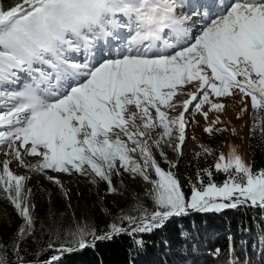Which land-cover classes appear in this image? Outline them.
Instances as JSON below:
<instances>
[{
  "label": "snow or ice",
  "instance_id": "6c2138e0",
  "mask_svg": "<svg viewBox=\"0 0 264 264\" xmlns=\"http://www.w3.org/2000/svg\"><path fill=\"white\" fill-rule=\"evenodd\" d=\"M121 28L129 31L126 43L115 51L102 46ZM165 30L179 38L176 44L166 39ZM82 51L83 61H69V52ZM20 72L31 82L9 89ZM193 82L196 92L188 93L184 110L169 118L162 108L175 109L170 101ZM232 89L250 97L252 131L264 135V0H18L7 8L0 3V147L8 149L3 155L21 165L24 155L39 157L29 165L37 172L84 175L87 166L108 182L109 191H114L111 178L120 169L152 185L146 195L154 210L141 207L139 217H120L130 231L122 223L111 224L97 236L87 226L78 227L67 246L56 249L60 254L92 246L87 236L95 241L152 232L189 210L219 212L242 204L264 208V169L254 172L234 149L213 166L227 176L222 185L212 182L211 169H203L197 173L200 187L190 182L191 196L186 197L176 175L161 169L147 140L141 139L159 127L162 132L153 141L159 148L175 131V149L181 150L186 113L193 106L202 112L205 104L220 111L224 106L210 96H228ZM204 131L211 134L212 128ZM10 163L0 161V191L24 221L14 245L23 264L20 241L30 234L33 217L24 194L26 177L14 174ZM203 175L209 178L207 185ZM135 244L142 248L144 241ZM59 259L53 256L48 264ZM0 264H7L6 256L0 255Z\"/></svg>",
  "mask_w": 264,
  "mask_h": 264
},
{
  "label": "trees",
  "instance_id": "16d2710c",
  "mask_svg": "<svg viewBox=\"0 0 264 264\" xmlns=\"http://www.w3.org/2000/svg\"><path fill=\"white\" fill-rule=\"evenodd\" d=\"M16 2L18 0H0L5 8ZM252 126L253 110L247 126L246 148L250 166L255 172L264 169V135L259 130L253 132ZM172 139H176L174 133ZM157 161L165 166L162 160ZM213 166L212 159L209 165L193 159L178 163L175 175L186 197L192 191L190 182L192 184V178L200 168L211 169L212 181L223 183L227 176L216 172ZM44 172L39 174L43 176ZM63 174L82 176L75 171ZM97 179L103 188L109 190L108 182ZM111 179L113 189L124 186L118 175ZM44 182H47L45 178ZM203 182H209L207 175H203ZM194 185L200 187L198 181ZM55 193L58 197L53 200L50 196ZM28 203L33 225L30 234L20 241L19 257L23 258V264H48L53 256H60L55 264H264V208L261 207L242 204L219 212L189 210L187 215L173 217L163 228L152 232L132 235L125 232L95 242L87 236L92 246L60 254L56 249L61 245L67 246L70 233L78 227L87 226L95 230L97 236L110 230L109 225L113 223L106 206L94 194L89 200L81 199L75 191L68 192L66 196L65 192H54L50 186L35 188ZM141 207L149 213L154 210L146 193H137L123 213H115V224L122 223L126 227L128 221H121L120 217H139ZM19 228L16 209L7 199V194L0 191V255L6 256L7 264H14L18 259L14 245ZM135 240H143V247H138Z\"/></svg>",
  "mask_w": 264,
  "mask_h": 264
},
{
  "label": "rangeland",
  "instance_id": "374dc122",
  "mask_svg": "<svg viewBox=\"0 0 264 264\" xmlns=\"http://www.w3.org/2000/svg\"><path fill=\"white\" fill-rule=\"evenodd\" d=\"M229 2H231V0H229ZM121 19L123 20V17ZM116 31V38H120L121 34H125L124 32L126 31V28H121ZM101 44L102 46L103 44L105 45L104 40L101 41ZM111 47L116 48V46L114 45H111ZM78 54L80 55V53L72 52V55L74 56H78ZM68 58L69 60L72 59V57ZM44 67L46 68V66ZM194 83L196 82H193V84ZM230 91L232 94L228 96H210V100H212L213 103H220L224 107L220 111H210L209 104L203 105L202 112L207 113V119H205L202 112H197L194 109V106L190 109L189 112L186 113V117L188 118V122L186 123V141L182 145L183 152L181 154H178L175 159L177 160V157L180 155L181 158L179 159V161L176 162L173 160L174 163L172 162L174 150L171 141L175 139H171L168 143L162 142L159 148L154 145L156 161L157 159H160L165 162L164 167H162L158 163L161 168H164L166 170L169 169V171H172L174 173L179 162L184 163L192 159L194 161H199L200 164L205 163L206 165H209L212 159L213 164H215L220 155H223L225 156V158H227L229 151L232 149L235 150L236 154L242 157L245 164L250 166L246 143L247 126L250 112L252 110L251 100L250 97L243 96V94H241L238 89H232ZM190 92H192L191 88L184 89L182 92L180 91L177 97H175L171 101V103L176 104L175 109H170L168 107L162 108V110L166 112L169 118H172V115L178 109L183 107V101L189 97L188 93ZM132 107L134 110V106ZM152 114L154 117V110H152ZM216 120H219V123L213 124V121ZM136 122L137 124H139L138 121ZM206 127L212 128L211 134L204 131ZM152 132L155 135L156 139H158L159 134L161 133L160 128L157 127ZM174 135L176 137L175 131ZM121 138H125L127 140L126 137L121 136ZM129 146L131 147L130 144ZM214 148L216 151H214ZM203 149H207L208 153H202ZM6 151H8L6 145L0 147L2 160H11L9 167L10 170L13 171V173L16 175L22 176L29 168V165H35L40 160L39 157L24 155V163L23 165H21L11 156L3 155V152ZM161 151H163V153L165 154L163 157L160 155ZM21 152L23 153V150H21ZM132 155L138 160V162H140L141 164L143 163V161L139 159L138 154L133 153ZM170 162L175 166H170ZM85 168L86 173L82 176L65 175L61 172H53L51 170L44 172L43 176H41L39 172L34 171L31 168V170L29 171V176H27L24 181V194L27 202L29 201L30 193L35 188L39 189L48 186H50V188H52L54 192H65L66 196L68 192L75 191L77 197L81 199L85 197L89 200L90 196L94 194L98 196L102 203L106 206L109 213L108 216L112 223L115 224V213H123L126 210V207H128V205L130 204V201L133 200L137 193H147L148 190L152 188V185L149 182L144 181L139 175H133L129 172H125L123 169H120V174H118V176L119 179L122 180L124 186H116V190L114 189V191H109L99 184L97 177L94 173L91 172L89 168ZM201 170L203 169L200 168L199 172H201ZM197 173L192 178V184H195L197 182ZM150 176L153 180H155V173L151 170ZM49 177H51L52 179H49ZM44 178L47 180V182H44ZM57 180H62L63 183L60 184L54 182ZM205 185H207V183H205ZM217 185H222V183ZM56 194L57 193L50 196L51 199H56L58 197ZM190 196L191 192L189 194V197ZM17 218L20 222L21 227L24 224V221L23 218L18 214V212ZM14 264H20L19 260L16 259V262Z\"/></svg>",
  "mask_w": 264,
  "mask_h": 264
},
{
  "label": "bare ground",
  "instance_id": "6f19581e",
  "mask_svg": "<svg viewBox=\"0 0 264 264\" xmlns=\"http://www.w3.org/2000/svg\"><path fill=\"white\" fill-rule=\"evenodd\" d=\"M203 11H204V9H202L201 10V13H203ZM185 14H188V15H190L191 13L190 12H188V13H185ZM122 18V17H121ZM124 19V18H123ZM193 19H195V18H193ZM198 26V25H197ZM127 29V28H126ZM119 30V29H118ZM166 32H167V30H165ZM124 33H126L125 35H127V37H125V38H123V34H121L120 36V38H108L107 40H104V42H105V45L103 44V46H110L111 47V45L113 46H116V48L117 47H119L120 45H122V44H124V43H126V40L129 38V31H125ZM168 35H170L171 37H169V38H167L171 43H173V44H176L177 43V40L179 39L178 37H176L174 34H172V33H168L167 32V34H166V36H168ZM159 43V45H160V47H164V44H163V42L161 41V42H158ZM115 48V47H114ZM113 48V51H115L116 50V48L114 49ZM74 56V55H73ZM70 62H74V61H70ZM53 83H55V82H53ZM191 88V90H192V93H194V92H196V90H197V84L196 83H194V84H190V85H185V86H183V90L184 89H190ZM182 90V91H183ZM178 92H180V90L178 89ZM175 97H177V96H175ZM175 97H173V99L175 98ZM190 97H188L187 99H189ZM172 99V100H173ZM170 103H171V101H170ZM184 109H183V107H181L180 109H178L173 115H172V118L173 117H175V116H177V115H179V113L181 112V111H183ZM188 118L186 117V115H185V120H186V123L188 122V120H187ZM137 121H138V125H140V121H139V119H137ZM142 127V126H141ZM186 131V130H185ZM175 134H176V136H178V133L177 132H175ZM122 139H124L125 141H127L125 138H122ZM141 139H146L147 140V143L149 144V146L151 147V151H152V154H153V157L155 158V150H154V143H153V141L154 140H156V137H155V135L153 134V132H151L150 133V136H148V137H143V138H141ZM179 141L177 140V139H175V140H172L171 141V144H172V147H173V150H174V156H173V158H172V162L174 163V161H176L175 159H176V156L178 155V154H181L182 152H183V148L181 149V150H176L175 149V145L178 143ZM185 148V147H184ZM174 160V161H173ZM158 163V162H157ZM159 165V164H158ZM170 166H172V163L170 162ZM162 170H164V171H169V169L168 170H166V169H164V168H161ZM31 170V168L29 167L28 169H27V171L22 175V176H25V177H27V176H29V171ZM13 172V171H12ZM155 179H157V177L155 176ZM57 181H59V183L60 184H62L63 183V181L62 180H57ZM127 228L129 227V225H127L126 226ZM126 228V229H127ZM93 241V240H92ZM91 241V242H92Z\"/></svg>",
  "mask_w": 264,
  "mask_h": 264
},
{
  "label": "water",
  "instance_id": "95a60500",
  "mask_svg": "<svg viewBox=\"0 0 264 264\" xmlns=\"http://www.w3.org/2000/svg\"><path fill=\"white\" fill-rule=\"evenodd\" d=\"M181 158V156L179 155L178 157H177V160H176V162L177 161H179V159ZM125 228H127V227H125ZM95 241H98V240H95ZM94 240L92 241V242H95ZM79 250V249H78ZM43 264V263H42Z\"/></svg>",
  "mask_w": 264,
  "mask_h": 264
}]
</instances>
